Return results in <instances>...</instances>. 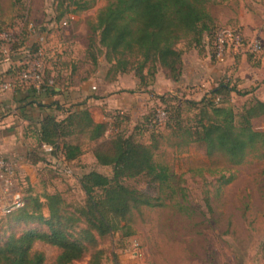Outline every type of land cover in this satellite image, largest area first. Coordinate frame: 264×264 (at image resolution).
I'll use <instances>...</instances> for the list:
<instances>
[{
	"label": "trees",
	"instance_id": "obj_1",
	"mask_svg": "<svg viewBox=\"0 0 264 264\" xmlns=\"http://www.w3.org/2000/svg\"><path fill=\"white\" fill-rule=\"evenodd\" d=\"M209 2L106 0L96 10L92 20L88 21L90 33L86 56L92 64H96L98 54H103L109 64L107 73L111 70L115 73L132 70L137 80L136 86L144 84L148 87L151 79H146V76L152 78L157 70L165 71L176 81L180 75L183 53L177 48L179 41L186 40L187 47L193 46L200 52L207 45L211 59L215 60L212 41L220 25L209 10ZM92 3V0H60L54 9V19L58 21L67 14L86 10ZM0 28L10 29L2 24ZM24 35L26 39L29 37L27 32ZM21 46L19 41L14 48ZM8 64L13 75H16L15 69ZM39 89L54 93V85L48 83L42 82ZM127 91L133 92L131 89ZM234 91L238 93L239 90L222 83L209 89L198 100H180L174 96L172 106L162 110L165 119L160 124L173 138L170 145L179 149L198 143L209 158L221 157L230 165H239L253 154L264 159V130L254 129L251 123L252 118L264 115V100L255 98L237 113L228 102H220L221 92ZM244 93L248 92L241 94ZM216 95L219 96L217 102L214 100ZM159 99L166 102L162 96ZM183 103L197 107L198 112L190 124L184 123L181 118ZM152 117L145 116L144 121L151 124ZM141 126L137 123L128 134L116 132L110 138L101 140L107 130V123L94 121L86 107L68 109L63 118L52 115L43 117L36 131V144L43 156L56 159L60 151L65 161L70 163L85 151L80 142L70 138L77 139V136L85 135L89 142L94 143L91 152L96 162L111 166L112 175L97 170L83 173L78 182L85 194V202L73 211L67 210L68 205L60 193L43 192L23 196L22 206L6 213L1 212L0 226L1 220L5 219L17 223L36 221L45 224L47 229L40 231L30 228L9 232L0 241V264H44L43 253L32 248L36 240L59 250L54 264H69L88 249H91V253L87 264H99L103 252L92 248L97 238L120 230L128 236L133 233L128 230V221L135 209L162 206L164 202L161 195L166 188H171V175L165 163L154 159L160 132L154 134L157 130L152 124L148 142H142L136 139L144 131ZM44 144L52 146V151H45ZM34 153L33 149L27 151L28 163L37 164L44 160L42 157L34 158ZM137 177L145 179L146 189L123 182V179ZM233 178L234 174L230 173L224 183H229ZM82 219L85 227L75 232L72 227Z\"/></svg>",
	"mask_w": 264,
	"mask_h": 264
},
{
	"label": "rangeland",
	"instance_id": "obj_2",
	"mask_svg": "<svg viewBox=\"0 0 264 264\" xmlns=\"http://www.w3.org/2000/svg\"><path fill=\"white\" fill-rule=\"evenodd\" d=\"M59 1L0 0V24L9 27L23 47L28 45V39L24 35L27 24L37 26L42 14H48L51 8L54 10ZM92 1L91 7L84 12L91 20L94 17L92 13L106 3V0ZM208 7L215 15L217 24H228L239 29L245 38V44L251 40H257L261 44L259 51L253 53L245 45L232 53L229 59L219 63L222 69L225 68V72L213 87L223 83L239 90L238 93L234 91L220 94V102H228L239 113L251 100L257 97L264 99V65L261 66L264 56V30L262 35L258 32L260 20L264 19L261 16H264V0H210ZM229 10L236 17L227 21ZM239 13L243 15L244 24L233 22L238 21ZM46 41V44L39 45L43 54L36 58L42 64V82L61 86L66 75L58 76L53 68L64 62L61 56L67 49L58 45L62 41L60 34L47 36ZM186 43V40L178 42L181 46H186ZM98 60L102 62L98 64L102 68V75L105 67L108 71L109 64L101 53L98 54ZM116 74L112 70L106 72L107 78ZM165 74L167 75L166 72ZM131 75L132 70L125 73L126 82ZM163 78L161 70H157L152 78L146 76V79H151L149 85L152 87L141 84L131 90L152 93L147 108L136 119L137 123L142 124L141 128H144L136 139L148 142L152 124L154 130H157L154 134L160 132L154 159L168 166L171 188H166L161 195L164 202L162 206L140 207L133 211L128 221V230L133 231L132 234L125 236L124 231L120 230L97 238L92 248L101 249L103 252L99 264H264V159L253 154L239 165H230L221 157L209 158L198 143L179 149L171 146L170 141L173 138L160 125L165 119L161 112L166 106H172L174 96L180 100L192 99L186 97V94L192 95L193 92L178 88L167 90L163 87ZM153 84L156 85L155 89ZM244 91L248 93L241 94ZM159 96L165 98L166 102H161ZM197 112V107L181 104V118L184 123H192ZM110 114L118 116L119 122L114 123L113 120L107 125V131L101 140L108 139L115 133L113 125L121 128L118 131L121 133L128 134L131 131L133 120L129 114ZM148 115L153 116L151 124L144 121V117ZM251 123L254 129L264 130V115L252 118ZM75 138L71 137L70 140H77L85 152H91L93 142H89L85 135ZM30 144L36 152L33 154L34 158L42 157L44 160L33 166L31 172L21 169L13 172L9 180L11 183L7 184L0 177V213L15 192H20L22 196L58 192L68 205L67 210L73 211L85 202V194L78 182L83 173L97 170L105 175H112L111 166L99 165L91 159V155L86 154L64 166L57 158L43 156L33 141ZM0 155L11 160H22L4 152ZM230 173L234 174L233 180L224 183ZM123 182L139 189L147 188L143 177L126 178ZM1 223L0 241L11 231L47 229L45 224L36 221L17 223L2 219ZM83 227L85 223L82 219L72 229L77 232ZM32 248L43 253L44 264H54L59 252L55 246L41 240L34 241ZM90 253L91 249H88L69 264H87Z\"/></svg>",
	"mask_w": 264,
	"mask_h": 264
},
{
	"label": "crops",
	"instance_id": "obj_3",
	"mask_svg": "<svg viewBox=\"0 0 264 264\" xmlns=\"http://www.w3.org/2000/svg\"><path fill=\"white\" fill-rule=\"evenodd\" d=\"M86 10L67 14L55 21V11L51 8L48 14H42V17L38 19L35 32L27 38L28 45L35 43L44 45L47 43V36L56 33L62 37V41L58 45L67 49L61 56L64 62L53 70L58 76H66L63 78L64 81L61 86H54L53 94L47 93L45 89L40 90L31 84L18 82L12 70L8 68L9 64L0 60V84L15 79L14 88L0 92V153H8L22 159L21 170L23 171L31 172L33 166L41 162L39 161L37 164L28 163L26 154L32 149L30 147L31 141L36 143V131L40 127L41 119L46 115L63 118L68 109L86 107L94 121L106 122L109 126L113 120L114 123L119 122L118 116H112L110 113L125 112L133 120L132 130L137 123L136 119L139 114L150 103L152 93L127 91L137 84L133 75L129 76L130 83L125 81V73H117L115 76L107 78V67H105L104 74H100L102 68L98 64L102 63L101 60L97 59L96 64L89 61L86 56V48L90 33L88 27L90 19L89 15L84 13ZM211 14L215 18L212 12ZM92 15L94 16V12ZM261 16L264 17L262 14ZM231 17L235 19L236 16L229 10L227 21ZM62 22H66V24L63 25ZM67 22L69 23L67 24ZM233 22L244 24L243 15L239 13L238 21L233 20ZM260 23L258 32L262 35L264 30L263 18ZM227 26L231 25L227 24ZM244 29L246 30L247 27ZM177 48L183 50L179 78L176 81L172 80L165 74V71L161 70L164 75L163 87L167 90L178 88L191 91L193 94L187 93L186 97L197 100L203 92L213 88V85H216L217 81L224 76L225 68L222 69L221 64L211 59L207 45L201 52L193 46L187 47L181 46V44H177ZM262 65H264V56L261 59ZM154 86L156 85L153 84ZM148 87H152V85ZM112 129L115 133L121 130L114 125ZM86 154L91 155V159L96 161L92 152L84 151L71 162Z\"/></svg>",
	"mask_w": 264,
	"mask_h": 264
},
{
	"label": "built area",
	"instance_id": "obj_4",
	"mask_svg": "<svg viewBox=\"0 0 264 264\" xmlns=\"http://www.w3.org/2000/svg\"><path fill=\"white\" fill-rule=\"evenodd\" d=\"M66 24V22H62ZM26 26L27 35L30 36L35 32V24L28 23ZM19 43V38L15 36L11 29L0 28V54L2 61L10 63V65L16 71V80L21 83L31 84L36 88H39L42 84V64L36 58L42 55V49L39 45L31 44L24 45L23 47L14 48ZM34 45L35 47L31 48ZM247 46L250 52H257L261 48V44L257 40L248 41L245 44V38L242 32L232 26L220 25L214 32L212 41V51L215 61L218 63L224 62L232 56V53L238 51L241 47ZM20 51V53L18 52ZM20 54V55H19ZM15 56V58L13 57ZM15 86V82H3L0 84V92L8 89H12ZM214 100L217 102L219 96H214ZM164 115V112H161ZM160 122V119H159ZM43 149L47 152L52 151V146L43 145ZM57 158L64 166L68 163L63 158L62 154L57 152ZM23 162L20 160L7 159L4 156H0V177L5 182L11 183L10 178L13 172L22 169ZM24 203L23 196L20 192H15L8 200V203L2 208V212L6 213L15 208L22 206Z\"/></svg>",
	"mask_w": 264,
	"mask_h": 264
}]
</instances>
